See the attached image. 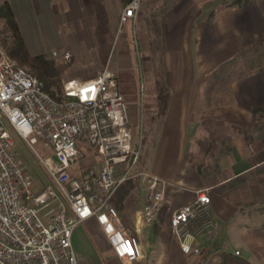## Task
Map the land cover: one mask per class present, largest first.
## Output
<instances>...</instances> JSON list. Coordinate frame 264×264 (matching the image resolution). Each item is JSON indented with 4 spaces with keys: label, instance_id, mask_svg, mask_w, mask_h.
Returning a JSON list of instances; mask_svg holds the SVG:
<instances>
[{
    "label": "crops",
    "instance_id": "crops-1",
    "mask_svg": "<svg viewBox=\"0 0 264 264\" xmlns=\"http://www.w3.org/2000/svg\"><path fill=\"white\" fill-rule=\"evenodd\" d=\"M131 1L0 0V5L9 4L31 57L50 59L63 49L64 62L68 48L85 39L74 41L65 30L88 26L101 30L108 14L120 24V15ZM214 14L201 20L185 1V6L161 17L164 71L159 82L165 92L151 88L149 104L142 108L141 118L151 128V135L142 141V169L165 182V203L158 219L146 225L141 216L144 196L135 194L142 180L132 181L122 206L121 189L113 201L122 227L141 243L143 259L127 263L117 258L96 219H91L73 233L79 264H219L222 254L236 256V252L251 264H264V194L258 188L262 183H251L264 175V113L255 114L264 109V0ZM253 50L254 58L248 56ZM243 53L251 66L245 65L241 76L232 75L235 66H242L237 58ZM213 82L217 86H211ZM137 103L133 102L136 122ZM130 119L133 124L131 113ZM214 121L229 127L231 141L205 153L203 145L211 138L208 128ZM92 155L83 160L84 170L101 169L100 160ZM204 157L213 161L207 174L196 163ZM238 183L245 185L239 197L233 194ZM202 190L211 196L210 216L216 228L201 241L203 256H185L170 228V216L192 204ZM247 191L258 192L247 205L261 207L254 214L241 211V201L249 199Z\"/></svg>",
    "mask_w": 264,
    "mask_h": 264
},
{
    "label": "built area",
    "instance_id": "built-area-1",
    "mask_svg": "<svg viewBox=\"0 0 264 264\" xmlns=\"http://www.w3.org/2000/svg\"><path fill=\"white\" fill-rule=\"evenodd\" d=\"M140 11L141 0H132L121 25L135 21ZM62 58L70 61L71 53ZM8 126L35 151L52 185L36 190ZM39 144L50 152L47 158L35 149ZM88 150L98 155L100 170L78 168ZM142 157V143L134 144L129 106L114 72L68 81L57 100L11 59L0 41V264H79L73 233L91 219L117 258L142 260L141 243L122 227L113 206L125 184L142 180V221L152 225L158 219L165 182L142 169ZM211 204L210 194L202 190L192 204L170 216V228L185 256L202 255V239L214 232Z\"/></svg>",
    "mask_w": 264,
    "mask_h": 264
},
{
    "label": "rangeland",
    "instance_id": "rangeland-1",
    "mask_svg": "<svg viewBox=\"0 0 264 264\" xmlns=\"http://www.w3.org/2000/svg\"><path fill=\"white\" fill-rule=\"evenodd\" d=\"M185 1L188 2L191 14L195 17L198 16L199 19L202 20L205 17L225 9L226 6L232 5L237 0H141V11L138 14L137 19L132 23L121 25V23L119 24L118 21L116 22L114 20V17L111 18V14H108L109 18H106L108 22L103 25L101 30L92 29L90 26H88V30H65L63 32L65 33V36L74 39V41L78 39L81 40V37H85V39L82 40L84 42L80 44L79 42H76L74 43L75 45H71L70 48H68V52L71 53L70 61L63 59V62L62 59H60V51L63 52V49H58L59 51L57 50V53L59 54L58 58L53 56L50 57L52 61L54 60L56 62L58 69L59 83L61 87L59 97L62 96V88L68 81L94 79L104 70H110L118 77L122 92L127 99L129 113L132 114L134 120L132 124L134 144L139 145L142 143L143 139L146 140L151 135L149 130L151 128H149L148 121L144 119L142 120L141 118L142 108L144 104L145 106L149 104L148 99L151 97V88H153L154 92H157V85H159V80H161L160 78H162L164 71L161 47V17L170 12L174 7L176 9V7L179 8L185 6ZM5 29L6 22L5 20L0 19V41L2 43L3 40H8L7 42L10 41V36L6 34ZM252 55H254V50L248 54L250 57ZM254 57L255 56H252V58ZM247 58L246 53L241 54V56L237 58V61L241 60L239 62H241L242 66H235L236 68L231 66L234 68L231 70L232 75L241 76L244 74L246 70L245 65L247 67L251 66L247 61ZM11 59L13 58L11 57ZM14 61L30 72L28 66H22L18 61ZM161 84H163V82H161ZM217 84V82H213L211 86H217ZM136 100L138 102V111H140L138 122H136V111L134 110L136 105L133 104ZM8 130L16 142V150L18 154L33 176L36 190L40 191L46 186L52 185L54 182L35 154V151L26 145L20 136L9 126ZM142 148L144 149L143 144ZM35 149L43 158H47L50 155V152L41 144L37 145ZM145 149L147 150V147H145ZM88 153L91 156H93L92 154L96 157L98 156L92 150H88ZM200 162L202 163V166L206 168L207 174L209 172V166H211V162L213 161L204 157L196 160V163ZM80 166L82 167L81 163L78 165V168H80ZM213 178L218 179V177L215 176H213ZM221 178L222 176H219V179ZM251 183H262L258 188L259 190H263L261 194H264V175L260 176L259 180L252 179ZM236 186L239 189L234 190L233 194L239 197L243 192L242 195H244L245 185L243 186L244 190L239 183ZM141 188L142 186L139 187V189ZM139 189H135V194L137 196L138 193H141V190ZM256 193L258 192L247 191L249 199L248 202L241 201L243 204L241 211L252 212V214H254L255 210L261 208L260 206H247L249 202L257 199ZM203 255L204 251L199 257Z\"/></svg>",
    "mask_w": 264,
    "mask_h": 264
},
{
    "label": "trees",
    "instance_id": "trees-1",
    "mask_svg": "<svg viewBox=\"0 0 264 264\" xmlns=\"http://www.w3.org/2000/svg\"><path fill=\"white\" fill-rule=\"evenodd\" d=\"M250 0H237L232 5L226 6V8L232 7H244L249 3ZM215 14L211 15L210 18H213ZM0 19L5 20L6 22V34L10 36V41L7 42L3 40V44L8 51V54L22 66H28L30 68V73L35 76L45 88V91L49 93L52 97L57 100H60V79L58 76L57 68L55 62L48 59L46 56H37L31 57L23 37L20 33L19 26L15 20L14 14L8 3L0 5ZM264 61V56L261 58ZM157 88L160 90V93H164V85L158 83ZM161 99L164 100V97L161 96ZM256 113H264V109L258 110ZM210 132V140L203 145L205 153L210 152L211 150L217 149V147H223L224 141H231L229 136V127L222 122H211V127L208 128ZM227 145V144H226ZM207 155V154H206ZM207 158V157H205ZM218 161V159H215ZM200 167H202V163ZM132 181L125 184L121 188V206L123 201H125L131 192ZM120 194V193H119ZM219 264H251L249 261L239 258L231 254H222Z\"/></svg>",
    "mask_w": 264,
    "mask_h": 264
}]
</instances>
